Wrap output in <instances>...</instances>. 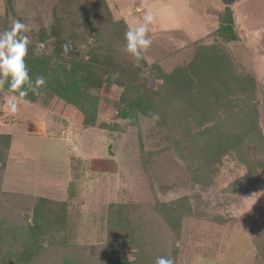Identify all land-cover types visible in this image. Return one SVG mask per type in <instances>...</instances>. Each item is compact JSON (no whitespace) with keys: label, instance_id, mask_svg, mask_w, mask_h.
I'll use <instances>...</instances> for the list:
<instances>
[{"label":"trees","instance_id":"16d2710c","mask_svg":"<svg viewBox=\"0 0 264 264\" xmlns=\"http://www.w3.org/2000/svg\"><path fill=\"white\" fill-rule=\"evenodd\" d=\"M12 3L4 0L0 32L12 27L7 18ZM128 29L125 20L113 16L106 0H57L50 25L40 27L29 39L25 57L32 80L44 76L46 85L39 95L29 92L24 99L34 102L44 95L46 104L72 105L84 114L85 127L95 125L97 111L107 105L113 107V119L131 122L130 118L141 115L161 129L186 163L194 184L212 185L224 160L231 158L245 173L232 179L225 190L243 196L262 189L264 128L257 81L238 70L227 47L241 39L232 8H223L213 42H196L190 61L169 72L158 63L148 64L143 54L137 63L123 51ZM112 87L118 89L117 97H103L101 90ZM6 91L10 92L7 84L0 87L3 122L8 121L1 111ZM154 115L159 119L153 120ZM97 126L109 132L121 127L103 120ZM10 143L11 135L0 133V264H155L161 256L176 262L184 217L218 224L231 220L201 210L200 199L192 202L187 195L154 205V213L145 216L135 214L141 204L111 203L106 241L77 244L71 240L67 200L25 194L23 207L29 211L23 214L6 204L4 198L16 195L1 190ZM148 154L143 158L145 168ZM254 244L259 264H264V233L256 236Z\"/></svg>","mask_w":264,"mask_h":264},{"label":"rangeland","instance_id":"374dc122","mask_svg":"<svg viewBox=\"0 0 264 264\" xmlns=\"http://www.w3.org/2000/svg\"><path fill=\"white\" fill-rule=\"evenodd\" d=\"M106 1L113 16L125 20L129 28L142 23L146 13H153L148 32L152 44L143 55L148 64L158 63L164 72L187 64L196 42H213L223 8L230 6L241 39L227 47L238 70L257 81L259 120L264 128V0ZM56 2L13 0L7 10L9 25L18 20L27 25L29 30L21 33L31 39L40 27L50 25ZM4 12V0H0V14ZM101 92L103 97L115 98L118 89ZM11 94L4 93L5 101ZM43 97L34 102L21 99L14 114L6 103L1 106L8 122L0 119V133L12 135L1 190L16 194L4 198L15 213L29 211L23 207L25 194L67 200L71 240L92 245L106 241L111 203L141 204V209L134 208L135 214L145 216L154 213V205L187 195L192 202L200 199L201 210L231 220L218 224L184 217L175 264L260 263L254 239L264 233V187L243 196L227 192L228 183L245 173L236 159H225L214 183L201 188L192 182L186 163L150 119L141 115L130 118L131 122L113 119V107L107 105L97 111L95 125L85 127L78 108L61 101L46 104ZM102 120L118 123L120 131L97 126Z\"/></svg>","mask_w":264,"mask_h":264},{"label":"clouds","instance_id":"9594fccd","mask_svg":"<svg viewBox=\"0 0 264 264\" xmlns=\"http://www.w3.org/2000/svg\"><path fill=\"white\" fill-rule=\"evenodd\" d=\"M142 19V23L130 27L124 36L126 43L123 51L137 63L143 58V52L152 44L148 32L149 26L154 22V15L148 12ZM28 30L27 25L18 20L10 29L0 32V87L7 84L12 93L5 101L11 114L17 112L19 101L26 98L29 92L39 95L40 89L46 85L44 76H37L34 81L32 80L25 63L30 41L27 36H22L20 33ZM67 50L65 47V52ZM158 119V115L153 116V120ZM155 264H175V259L171 256H161L156 258Z\"/></svg>","mask_w":264,"mask_h":264},{"label":"crops","instance_id":"0c3cea01","mask_svg":"<svg viewBox=\"0 0 264 264\" xmlns=\"http://www.w3.org/2000/svg\"><path fill=\"white\" fill-rule=\"evenodd\" d=\"M2 113H3V111H2ZM8 122V121H7ZM7 122H5V123H7ZM11 135V134H10ZM11 141H12V135H11ZM5 170H6V167H5ZM4 176H5V171H4ZM4 176H3V178H4ZM8 192H11V191H8Z\"/></svg>","mask_w":264,"mask_h":264}]
</instances>
